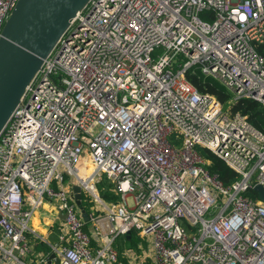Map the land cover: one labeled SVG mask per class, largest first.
<instances>
[{
  "label": "built area",
  "instance_id": "1",
  "mask_svg": "<svg viewBox=\"0 0 264 264\" xmlns=\"http://www.w3.org/2000/svg\"><path fill=\"white\" fill-rule=\"evenodd\" d=\"M195 64L264 105V0H90L0 133V264H264V132L191 85Z\"/></svg>",
  "mask_w": 264,
  "mask_h": 264
},
{
  "label": "water",
  "instance_id": "2",
  "mask_svg": "<svg viewBox=\"0 0 264 264\" xmlns=\"http://www.w3.org/2000/svg\"><path fill=\"white\" fill-rule=\"evenodd\" d=\"M90 0H18L5 21L0 35V133L6 126L27 87L69 28L76 15ZM77 205H82V187L73 188ZM264 200V187L255 185ZM131 237L130 233L127 238ZM55 257V254H52ZM55 258V262L58 263Z\"/></svg>",
  "mask_w": 264,
  "mask_h": 264
},
{
  "label": "trees",
  "instance_id": "3",
  "mask_svg": "<svg viewBox=\"0 0 264 264\" xmlns=\"http://www.w3.org/2000/svg\"><path fill=\"white\" fill-rule=\"evenodd\" d=\"M187 80L200 93L215 96L228 113L235 115L237 113L246 116L249 122L264 132V105L259 101L249 97H234L233 93L217 78L205 75L198 64L192 65L186 72ZM198 151L206 159V167L209 172L216 174L225 186H230L240 175L235 172L223 159L218 157L209 149L198 145ZM99 194L108 201H117L119 195L114 191V184L109 178L103 176L102 180L97 184ZM249 195L256 196L253 190L248 192ZM82 205L89 211L91 203L88 196L82 193ZM134 237V236H133ZM132 237L131 242L135 244L136 240ZM125 237H120L118 246L119 250L123 248Z\"/></svg>",
  "mask_w": 264,
  "mask_h": 264
},
{
  "label": "rangeland",
  "instance_id": "4",
  "mask_svg": "<svg viewBox=\"0 0 264 264\" xmlns=\"http://www.w3.org/2000/svg\"><path fill=\"white\" fill-rule=\"evenodd\" d=\"M208 216L210 217L211 215H208ZM39 220H40V224H39L40 227L38 228V229H39L38 231H39L40 233H43V231H41L40 228L43 229V228L46 227V224H45V223H46V222H45V221H46V216H44L43 214H40V215H39ZM30 224L32 225V221L30 222ZM33 225L36 227V226L38 225V222L36 221L35 224L33 223ZM55 230H57V228H56ZM44 238L49 239V240H51L52 242H55V241H56V232H53V233L50 232L49 234L47 233V234L44 236Z\"/></svg>",
  "mask_w": 264,
  "mask_h": 264
},
{
  "label": "crops",
  "instance_id": "5",
  "mask_svg": "<svg viewBox=\"0 0 264 264\" xmlns=\"http://www.w3.org/2000/svg\"><path fill=\"white\" fill-rule=\"evenodd\" d=\"M43 211L45 212L46 210H45V209H43ZM41 212H42V210H41ZM42 213H43V212H42ZM42 213H41V214H42ZM43 215H44V214H43ZM44 216H45V215H44ZM46 218H47V217H46ZM43 230H44V228H43ZM43 230H42V231H43Z\"/></svg>",
  "mask_w": 264,
  "mask_h": 264
},
{
  "label": "bare ground",
  "instance_id": "6",
  "mask_svg": "<svg viewBox=\"0 0 264 264\" xmlns=\"http://www.w3.org/2000/svg\"><path fill=\"white\" fill-rule=\"evenodd\" d=\"M49 209V208H48Z\"/></svg>",
  "mask_w": 264,
  "mask_h": 264
}]
</instances>
